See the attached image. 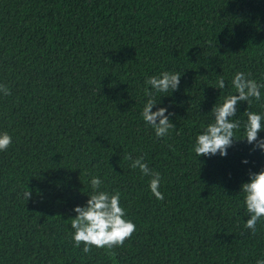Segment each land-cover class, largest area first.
<instances>
[{
    "label": "trees",
    "instance_id": "obj_1",
    "mask_svg": "<svg viewBox=\"0 0 264 264\" xmlns=\"http://www.w3.org/2000/svg\"><path fill=\"white\" fill-rule=\"evenodd\" d=\"M181 74L179 90L154 93L175 125L163 138L142 117L146 80ZM264 84V0H0V264H256L264 259L241 185L264 169L245 138L239 104L227 156L197 157L196 137L214 123L235 73ZM223 90L214 88L220 77ZM158 122V121H157ZM264 139V131L259 133ZM145 162L161 176L158 200ZM247 160L245 164L242 161ZM92 177L121 193L136 232L124 246H74L71 218ZM30 191L26 200L24 192Z\"/></svg>",
    "mask_w": 264,
    "mask_h": 264
},
{
    "label": "clouds",
    "instance_id": "obj_2",
    "mask_svg": "<svg viewBox=\"0 0 264 264\" xmlns=\"http://www.w3.org/2000/svg\"><path fill=\"white\" fill-rule=\"evenodd\" d=\"M250 74L237 72L231 83L236 94L228 95L221 105H215L212 109L214 123L207 125L205 130L196 137L194 146L195 155L212 157L219 155L227 156V150L237 141L235 132L241 127L236 117L239 104L247 102L250 108L252 100L262 99L261 89L264 84H258L256 80L249 78ZM181 74L172 72H162L158 76H151L146 80V85L152 89H145V95L149 97L143 107L142 117L146 124L150 125L157 138H163L170 134V130L175 128L171 122L172 113H167V108L158 107L155 112L153 107L158 103L154 98V93H168L179 90ZM226 84L221 76L214 88L223 90ZM0 94L11 95V90L4 84H0ZM247 123L244 125L245 138L249 145H253V151L260 149L264 151V139L259 138V133L264 131V116L246 110ZM158 121V122H157ZM12 144V137L7 132L0 133V152L7 151ZM131 161L132 169H139L144 176L150 177L149 188L156 199L163 201L164 195L159 190L161 176L159 172H154L145 162L144 156L133 159L129 154L127 157ZM247 164L248 161L244 160ZM92 194L86 202V206H76L73 211L76 213L71 218V228L74 230L72 240L74 246L79 248L83 244V252L90 253L93 247L105 249L107 254L113 259L117 255L112 249L124 246L126 240H130L136 232V225L126 219V211L120 205L121 193H109L100 191L102 180L99 177H92L90 181ZM244 194V203L249 218L245 222V228L249 229L254 236L257 233L258 222H264V169L258 173L249 172V182L241 185ZM31 192L25 191L24 198L30 199ZM256 264H264V259L257 260Z\"/></svg>",
    "mask_w": 264,
    "mask_h": 264
}]
</instances>
